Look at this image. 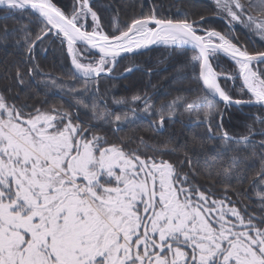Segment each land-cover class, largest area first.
<instances>
[{"label":"snow or ice","instance_id":"snow-or-ice-1","mask_svg":"<svg viewBox=\"0 0 264 264\" xmlns=\"http://www.w3.org/2000/svg\"><path fill=\"white\" fill-rule=\"evenodd\" d=\"M215 5L227 33L206 27L211 21L203 15L174 19L156 6L107 33L90 0H75L70 14L52 0H0V12L26 16L39 26L34 37L25 26L15 38L25 60L35 59L37 41L54 37L66 43L73 69L68 78L83 84L76 94L74 84L50 76L44 81L45 88H67L74 101L67 105L30 108L0 94V264H264V219L241 210L227 195L215 198L169 161L126 149L97 126L119 132L140 113L151 118L154 131L177 116L205 126L207 139L219 141L218 149L204 153L206 161H216V170L189 157L193 174L218 181L226 192L251 184L264 203V139L252 138L264 137V119L254 121L259 133L253 125L240 136L224 129V116L233 107L264 110V51L251 52L232 35L240 24L264 38V0H215ZM3 32L7 38L6 25ZM152 46L177 56L191 53L182 67L191 68L202 94L190 102L177 96L159 106L147 94L135 96L120 112L102 106L88 86L112 74L120 60H134ZM221 54L235 62L238 75L216 70L213 60ZM134 70L131 65L125 73ZM38 71L33 64L27 74ZM222 76L234 85L242 82L239 98L222 86ZM15 80L25 82L19 68ZM81 108L91 113L87 122ZM139 143L145 144L143 138ZM151 150L162 155L169 145ZM253 159L260 166L249 173Z\"/></svg>","mask_w":264,"mask_h":264},{"label":"trees","instance_id":"trees-1","mask_svg":"<svg viewBox=\"0 0 264 264\" xmlns=\"http://www.w3.org/2000/svg\"><path fill=\"white\" fill-rule=\"evenodd\" d=\"M66 14H70L75 0H52ZM100 18L103 30L111 33L117 25L123 26L129 23L133 17L147 14L153 6L159 14L169 18L180 19L183 14H188L189 19L198 20L201 15L207 17L210 24L206 27L215 28L218 31L227 33L228 26L216 13L214 0H90ZM5 16H8L5 19ZM7 26L8 36L4 38V26ZM28 27L32 36L39 32L36 21L26 16L9 15L0 12V94H3L9 102L42 106L45 103L71 104L72 94H65L67 88L60 89L45 88L44 81L50 76L62 81L65 85H76L79 91L83 90L80 81L69 79L73 70L70 59L67 55L65 45L53 37H47L40 41L34 49L35 59L25 60L23 49L15 44V38L20 35V29ZM88 30L91 31V23H88ZM238 44L245 46L249 51H264V40L256 37L245 26L236 24L234 32ZM191 53L185 56H177L163 47H153L144 55H138L134 60H120L118 66L111 75L117 76L125 72L128 66L135 65L137 68L123 79L113 76H104L98 84H90V92L95 93L98 102L109 109L120 112L127 110L132 98L144 96L145 94L157 106L171 103L177 96H183L188 102L201 95V84L193 77L188 65ZM36 64L39 71L33 76H28V68ZM213 66L218 72L238 75V66L230 59L220 56L213 60ZM19 68L25 78L23 85L15 80V70ZM151 70V75L148 70ZM242 82L237 79L235 85L232 81H225L221 77V84L227 88L231 95L240 97L239 86ZM98 89V90H97ZM123 99L128 104L117 105L115 100ZM184 104L178 105V110L183 111ZM81 119L88 121L91 113L80 109ZM140 119L132 124L122 125V131L114 132L107 125L98 124L108 134L110 140L122 142L128 150H138L141 156H156L157 159H165L174 164L181 173H187L206 192H210L217 199L227 195L241 210L254 216L257 220L264 219V203L255 195V190L251 184H245L243 189H228L227 192L218 181L206 179L203 175H194L188 165V158L195 162L199 159L203 166L205 162L216 170V161L205 160L204 153H213L219 148V141H209L207 128L188 120L187 118L175 117V122L165 121V126L161 131L152 130L151 118L140 113ZM264 119V110L254 106L233 107L224 116V129L232 136H240L248 132V126L253 125L255 133H259L261 126L254 124L257 119ZM143 138L145 144L139 143ZM255 141L264 139L258 134L252 137ZM164 144L169 145L161 155L151 149ZM172 148L177 149L171 151ZM187 151L188 156L185 155ZM257 151H259L257 149ZM218 158L227 160V156L217 151L214 153ZM260 166L258 159L249 162L247 171L254 173ZM202 169H197L201 171ZM245 193L241 195V193Z\"/></svg>","mask_w":264,"mask_h":264},{"label":"water","instance_id":"water-1","mask_svg":"<svg viewBox=\"0 0 264 264\" xmlns=\"http://www.w3.org/2000/svg\"><path fill=\"white\" fill-rule=\"evenodd\" d=\"M53 3V2H52ZM38 42V41H37ZM154 46H152V48H153ZM65 48H66V43H65ZM222 55V54H221ZM223 56V55H222ZM224 57H226V56H224ZM228 58V57H227ZM70 59V58H69ZM230 59V58H229ZM70 62V64H71V60L69 61ZM71 67H72V65H71ZM137 68V67H136ZM130 73H122L121 75H117V76H114V75H107V76H113V77H115V78H125L126 76H128Z\"/></svg>","mask_w":264,"mask_h":264},{"label":"rangeland","instance_id":"rangeland-1","mask_svg":"<svg viewBox=\"0 0 264 264\" xmlns=\"http://www.w3.org/2000/svg\"><path fill=\"white\" fill-rule=\"evenodd\" d=\"M176 1L178 2V0H176ZM214 2H215V0H214ZM206 18H207V17H206ZM262 18H264V17H262ZM88 23H91V25H92V23H93L92 20H91V17H90V16L88 17L86 27L88 26ZM251 33H252V34H255V32H252V31H251ZM255 35H256V37L258 36L257 34H255ZM259 37H260V36H259ZM45 38H46V37H45ZM45 38H44V39H45ZM260 38H261V37H260ZM261 39L264 40V38H261ZM39 42H40V41H38L37 44H38ZM66 52H67V51H66ZM134 71H135V70H134ZM118 79H119V78H118ZM120 79H123V78H120Z\"/></svg>","mask_w":264,"mask_h":264},{"label":"bare ground","instance_id":"bare-ground-1","mask_svg":"<svg viewBox=\"0 0 264 264\" xmlns=\"http://www.w3.org/2000/svg\"><path fill=\"white\" fill-rule=\"evenodd\" d=\"M155 47V46H154Z\"/></svg>","mask_w":264,"mask_h":264}]
</instances>
